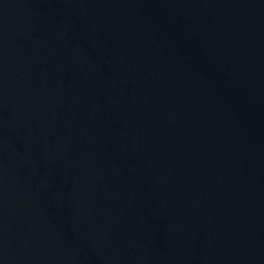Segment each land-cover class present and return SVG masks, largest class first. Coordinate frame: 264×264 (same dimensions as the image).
Here are the masks:
<instances>
[{"label":"water","instance_id":"water-1","mask_svg":"<svg viewBox=\"0 0 264 264\" xmlns=\"http://www.w3.org/2000/svg\"><path fill=\"white\" fill-rule=\"evenodd\" d=\"M0 264H264V0H0Z\"/></svg>","mask_w":264,"mask_h":264}]
</instances>
